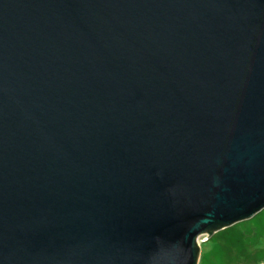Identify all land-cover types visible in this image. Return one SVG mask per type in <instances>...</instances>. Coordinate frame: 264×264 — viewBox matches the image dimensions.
<instances>
[{
  "label": "water",
  "instance_id": "95a60500",
  "mask_svg": "<svg viewBox=\"0 0 264 264\" xmlns=\"http://www.w3.org/2000/svg\"><path fill=\"white\" fill-rule=\"evenodd\" d=\"M263 208L264 0H0V264H197Z\"/></svg>",
  "mask_w": 264,
  "mask_h": 264
},
{
  "label": "rangeland",
  "instance_id": "374dc122",
  "mask_svg": "<svg viewBox=\"0 0 264 264\" xmlns=\"http://www.w3.org/2000/svg\"><path fill=\"white\" fill-rule=\"evenodd\" d=\"M206 237L197 243V264H264V208Z\"/></svg>",
  "mask_w": 264,
  "mask_h": 264
},
{
  "label": "trees",
  "instance_id": "16d2710c",
  "mask_svg": "<svg viewBox=\"0 0 264 264\" xmlns=\"http://www.w3.org/2000/svg\"><path fill=\"white\" fill-rule=\"evenodd\" d=\"M213 233V232H212Z\"/></svg>",
  "mask_w": 264,
  "mask_h": 264
}]
</instances>
